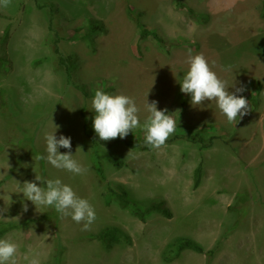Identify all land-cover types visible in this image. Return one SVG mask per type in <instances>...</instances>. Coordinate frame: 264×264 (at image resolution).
Returning a JSON list of instances; mask_svg holds the SVG:
<instances>
[{
    "label": "rangeland",
    "instance_id": "rangeland-1",
    "mask_svg": "<svg viewBox=\"0 0 264 264\" xmlns=\"http://www.w3.org/2000/svg\"><path fill=\"white\" fill-rule=\"evenodd\" d=\"M129 5L144 12L140 22L163 38V47L151 36L139 40ZM49 7L55 8L52 24ZM259 7L260 0H11L7 8L0 6V35H10L9 62L2 70L9 69L0 71V210L7 209L0 211V222L15 219L17 231L31 238L20 264L21 259L22 264H264V17ZM90 17L102 19L108 29L96 38L95 51L72 38ZM56 37L60 54L76 53L80 59L69 81L54 52ZM189 50L215 62L213 70L229 91L246 89L237 94L249 101L247 115L229 124L214 102L191 105V96L180 91ZM98 89L133 97L141 123L146 101L155 100L158 110L167 108L176 120L175 134L189 127L216 139L208 148L186 140L159 150L131 149L123 141L105 147L92 127L91 101ZM258 89L260 104L252 110ZM46 132L70 137L73 159L88 171L73 175L37 159L47 154ZM142 136L137 128L125 139ZM198 164L202 177L194 188ZM36 175L60 179L89 200L96 212L89 230L82 231L83 224L71 217L61 218L54 207L36 209L24 198V181L46 187ZM117 184L136 202L165 199L173 217L152 214L141 222L115 201L106 206L103 193ZM107 226L126 231L132 243L105 248L93 235ZM179 237L216 252L209 259L186 250L168 261Z\"/></svg>",
    "mask_w": 264,
    "mask_h": 264
},
{
    "label": "clouds",
    "instance_id": "clouds-1",
    "mask_svg": "<svg viewBox=\"0 0 264 264\" xmlns=\"http://www.w3.org/2000/svg\"><path fill=\"white\" fill-rule=\"evenodd\" d=\"M11 0H0V6L7 8ZM187 71L180 82V91L191 96L190 103L193 107L203 105L205 101L214 102L223 114L227 122L232 124L248 114L249 101L242 93L244 87L229 91L226 80L221 79L213 70L215 62L211 64L202 54L193 55L188 51L185 60ZM232 87H235L233 85ZM158 102L146 101L144 107L147 116L143 123L140 120V108L133 97L125 94H108L102 90H96L91 101V108L95 113L92 127L100 141L124 139L130 132L141 128L145 133V145L150 149H161L169 138L175 134L177 123L168 109L158 110ZM57 128V126H56ZM56 132V131H55ZM46 132V156L40 155L39 160H46L56 169L66 170L73 175H83L88 171L71 154V138ZM60 148L67 149L65 153ZM77 151V150H76ZM35 181H41L46 187L38 186L34 181H24L20 193L26 200L43 207H54L61 218L71 217L77 224H83L82 231H87L96 219V212L88 199L81 198L68 184L60 179H44L39 175ZM0 211H7L3 209ZM23 211H28V205H23ZM0 217L4 218L2 215ZM18 245L8 238L0 239V264H16ZM31 264H37L32 260Z\"/></svg>",
    "mask_w": 264,
    "mask_h": 264
},
{
    "label": "trees",
    "instance_id": "trees-1",
    "mask_svg": "<svg viewBox=\"0 0 264 264\" xmlns=\"http://www.w3.org/2000/svg\"><path fill=\"white\" fill-rule=\"evenodd\" d=\"M179 2V1H178ZM179 5L180 2L178 3ZM39 8L47 7V4L42 5L38 4ZM50 8V22L52 24V18L54 17L55 8ZM260 14L264 17V0H260ZM127 12L129 16L137 23L139 28V40H143L148 37H153L155 42L163 47V38L158 34L149 30L144 24L140 22V18L144 15L143 11H135L132 6H128ZM50 29L54 31L55 35L58 32L50 25ZM108 29L102 19L90 17L86 20L85 24L79 28H75L73 30V39L84 41L92 51L96 50V38L100 35L106 34ZM10 38L9 32L5 31L2 35H0V71L6 73L8 71V67L6 70H2L8 66V57L6 52V44ZM60 39V38H59ZM59 39L56 37L54 42V52L58 55V64L63 68L65 73V78L67 81L71 79L72 73L77 69L80 64V59L76 53H72L69 55L60 54V50L58 47ZM252 110H255L259 107L260 97H259V89L252 96ZM84 133L87 134V126L86 120H84L83 124ZM96 141L105 146L111 147L118 142H124L128 148L131 149H139V150H149L150 148L145 145V136L136 137V138H128V139H113L110 141H100L99 138L94 135ZM215 136L209 135L206 136L201 132H196L191 130L189 127H186V130L183 133L175 134L173 137H170L166 143H172L176 140H186L191 143L198 144L201 148L211 147L214 143ZM202 177V166L198 164L194 170L193 174V187L197 188L201 182ZM2 180L0 181V184ZM113 187L109 186L107 192H104L105 205L108 206L111 202L115 201L118 206L122 209H127L134 217H136L141 222H145L146 219L152 214H159L164 218L170 219L173 217V212L167 201L163 198H147L142 202H136L132 200L128 196L127 190L120 184H117L113 189ZM16 226L15 224H4L0 223V238L1 236L9 229ZM94 238L100 240V242L105 246V248L110 249L116 243H126L130 245L132 243L131 236L124 231L123 229L117 226H107L102 228L98 233H96ZM192 250L197 253H205L208 258H212L216 252L215 249H210L208 251H204L202 245L197 240L190 237H179L173 240L172 242V254L173 256L168 259V261L174 260L178 258L184 251Z\"/></svg>",
    "mask_w": 264,
    "mask_h": 264
},
{
    "label": "crops",
    "instance_id": "crops-1",
    "mask_svg": "<svg viewBox=\"0 0 264 264\" xmlns=\"http://www.w3.org/2000/svg\"><path fill=\"white\" fill-rule=\"evenodd\" d=\"M2 180V179H1ZM0 180V181H1ZM3 180H2V183L3 184ZM0 184V186H1ZM4 204L6 205L7 204V201L6 199L4 200ZM0 223H4V224H15L16 226H14L13 228L7 230L2 236L0 239L2 238H8L10 239L12 242L16 243L18 245V252H17V255H16V264H20V257L19 255H22V249H24L23 247H25V249H29L31 247V244H30V241H31V238L30 236L28 235H24V234H20V232H18L17 230V226H18V222L15 221V219H4L3 221H1ZM20 234V235H19ZM95 235V234H94ZM93 235V236H94ZM23 240V241H26V244L25 245H22V243H20V241ZM29 241V243H28ZM21 264H22V259H21Z\"/></svg>",
    "mask_w": 264,
    "mask_h": 264
}]
</instances>
